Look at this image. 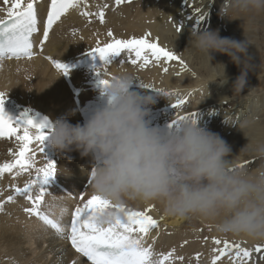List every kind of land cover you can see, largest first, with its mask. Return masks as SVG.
Returning a JSON list of instances; mask_svg holds the SVG:
<instances>
[{"label": "bare ground", "instance_id": "bare-ground-1", "mask_svg": "<svg viewBox=\"0 0 264 264\" xmlns=\"http://www.w3.org/2000/svg\"><path fill=\"white\" fill-rule=\"evenodd\" d=\"M109 1L111 0H102V5L97 6V0H87L90 6L86 4L83 10L80 6L77 7L78 11L91 14L89 16L82 14L80 18L71 12L63 15L53 26L49 42H46V51L56 55L55 58L58 60H75L82 52L97 47L98 43L102 46L110 42L111 38L105 35L107 29H110L116 38L122 39L139 38L150 33V39L158 38L161 46L181 57L188 70L182 68L179 61L165 62L163 65L151 63L146 68H141L130 64L127 53H124L121 57L114 58V63L103 71L109 75L118 70H127L135 74L137 81L134 82L133 89L152 98V104L147 106L146 118L154 127L166 129L178 114L187 115V112L202 107L200 111L195 112L198 116L203 111V115L197 119L198 124L219 134L230 145L229 159L232 160L233 166L251 162L246 165L254 168L259 159L250 153H241L240 150L248 143L246 137L264 140V61L261 59L264 26L262 29L259 28V21L263 19L264 14L241 20L230 10V0H131L116 8L114 3ZM101 10L105 13V23H101L96 15ZM201 12L206 14V18L197 25L195 19ZM90 20L92 25L88 26ZM180 25L181 29L178 32L177 27ZM200 30L218 31L221 37L236 41H243L245 36L247 37L251 44L247 51L249 57L247 63L250 66L242 91L233 90L236 79L241 75L242 65L235 64L228 55L220 52H211L210 60L206 53L189 47L191 34ZM119 60H123V64L116 63ZM209 60L213 66L217 64L225 66L226 82H223V73L213 68ZM102 64L103 61L97 56L93 66L78 69L88 70L89 75L73 73L71 77L73 89L75 86L81 88L85 96L82 94L79 96L78 89L75 90L76 93L70 91L60 73L53 70L48 62L38 58L19 65L0 64V91L5 94L7 100L9 98L16 103L28 101L23 107L24 110L45 113L54 121L59 117H66L75 125L80 123L78 114L81 111L77 110V105H82L84 111H94L106 102V97L98 96L99 93L101 95V86L98 85L100 76L96 69ZM164 67L168 68L166 73L163 71ZM21 76L31 90H28ZM179 80L184 81L185 90L177 91V88L182 86ZM141 83L171 94L162 95L152 88L142 87ZM189 91H192L191 94H186ZM193 93L198 99L195 102L191 99ZM255 93L263 94L252 96ZM26 96H30L29 100L25 99ZM76 99L78 102H75ZM179 99L186 102L182 107L175 109L172 105ZM189 99L193 102L190 103ZM46 104L49 106H45ZM245 122L247 127H244ZM32 147L36 155H42L40 161L34 159L35 167L44 166L46 160L38 151V145L34 144ZM9 150L12 152L18 150L17 141L0 138V164L13 159ZM55 155L57 174L59 179L63 176L61 184L69 191L63 192L57 189L56 185L52 186L44 198L42 211L53 213L49 216L57 218L56 220L62 224V219L71 213L73 205L83 203L79 199L81 194L85 200L93 194L88 193L91 186L82 191V188H86L83 184L87 178L85 170L90 167L91 159L81 156L80 151L74 147L63 152L61 158L57 157L56 150ZM35 174L33 169L31 175L22 173L14 178L13 174L5 173L0 176V200L5 201L7 195L14 194L12 185L23 187V184L34 178ZM124 205L130 210L137 211L151 208L149 214L158 220L159 226L144 237L145 245H151L156 254H166V251L174 249L171 258L173 261L170 260L168 264H212L215 255L212 250L217 247L213 243V237L241 243L243 247H252L250 244L253 241L243 237L238 239L246 241H237L236 236L219 234L212 226L207 230L209 236H205V232H195L190 228L182 230V227L196 223L197 217L167 216L158 202L144 203L129 199ZM25 206L27 203L23 197H17L14 202L5 203L3 211H0V264H45L50 256L54 264H68L71 261L88 264L68 246L64 236L42 224L35 216L29 217L25 214L23 211ZM184 235L186 239H182ZM222 235L227 237L223 238ZM234 238L236 241L231 240ZM158 243H165L166 246L159 248ZM38 247L44 248V254L37 250ZM177 257H183V260L176 259ZM217 264L232 262L228 257H222Z\"/></svg>", "mask_w": 264, "mask_h": 264}, {"label": "clouds", "instance_id": "clouds-1", "mask_svg": "<svg viewBox=\"0 0 264 264\" xmlns=\"http://www.w3.org/2000/svg\"><path fill=\"white\" fill-rule=\"evenodd\" d=\"M230 10L241 20L262 15L264 0H230ZM249 45L246 36L236 41L211 30L195 31L189 38V47L210 60L211 52H220L243 66L234 91H242L246 83ZM210 65L226 82L225 66ZM102 78L108 81L101 87L106 102L83 124L55 119L47 138L58 152L74 147L90 157L85 171L93 193L116 205L129 199L158 202L167 216L197 217L219 234L264 243V140L245 136L248 143L240 152L261 162L254 169L236 168L229 159L230 145L197 120H179L166 129L152 126L146 118L152 98L133 89V72L118 70ZM116 214L107 209L98 220L105 223Z\"/></svg>", "mask_w": 264, "mask_h": 264}, {"label": "snow or ice", "instance_id": "snow-or-ice-1", "mask_svg": "<svg viewBox=\"0 0 264 264\" xmlns=\"http://www.w3.org/2000/svg\"><path fill=\"white\" fill-rule=\"evenodd\" d=\"M125 2H131V0H115L117 6ZM3 3L10 6L3 10L6 18L0 19V59L22 57L31 59L34 55L32 36L38 31L37 0H26V2L25 0H3ZM79 3L80 0H50L43 39L40 41L41 50L54 24L70 9L78 7ZM82 14L91 15L87 12ZM96 15L101 23L105 22L103 10ZM205 18V13H199L195 19L197 25ZM180 29L181 25L177 27V31L179 32ZM107 35L111 38L110 42L102 46L98 43L97 47L89 52V55L98 56L103 61L102 66L96 69L100 76L98 85L101 87L108 83L102 78L106 73L103 70L114 63V58L121 57L124 53H127L130 64L141 68H146L151 63L163 65L165 62L179 61L181 67L188 70L181 57L161 46L158 38L150 39V33L139 38L128 39L116 38L111 30ZM48 59L58 71L63 74L68 73V67L65 64L51 57ZM123 62L119 60L116 63L123 64ZM163 71L166 73L168 68L164 67ZM141 86L152 88L162 95L171 94L148 84L141 83ZM5 99V94L0 92V138L15 139L18 150L15 152L9 150L13 159L0 164V176L5 173L13 174L14 178L22 173L31 175L33 169L36 174L23 187L11 186L14 194L8 195L5 201H0V211H3L5 203L14 202L17 197H23L31 205L23 209L29 217L35 216L46 226L54 229L58 235L64 236L65 229L61 224L42 211L44 198L49 194V182L57 172L55 162L44 154L45 140L48 138V132L45 129L49 128L50 124L46 118L37 122L34 117L29 116L28 110L14 120L4 111ZM185 102L184 99H179L172 107L180 108ZM187 118L195 121L197 114L195 112L183 116L178 114L169 127ZM34 144L39 146L38 151L45 157L46 163L42 167H35V151L32 147ZM248 163L251 162L237 164L234 167L244 168ZM88 184H91V179ZM79 199L83 203L76 206L72 213L66 238L75 252L86 258L88 264H168L173 257L174 249L166 254H156L151 245H145L144 237L159 226L158 220L149 214L150 207L143 211L130 210L125 205L113 204L94 193L86 200L81 194ZM107 209H114L117 214L108 222L102 223L98 220V214ZM212 239L217 246L212 250L215 253L212 264H217L222 257H228L232 264H264V243L243 247L241 243L230 242L227 239L221 240L216 237ZM198 257L199 254H197ZM176 259L183 260V257ZM73 264L77 262L73 261Z\"/></svg>", "mask_w": 264, "mask_h": 264}, {"label": "rangeland", "instance_id": "rangeland-1", "mask_svg": "<svg viewBox=\"0 0 264 264\" xmlns=\"http://www.w3.org/2000/svg\"><path fill=\"white\" fill-rule=\"evenodd\" d=\"M96 5L97 6H101L102 5V1L100 0V2L98 3V2H96ZM263 19L262 20H260L259 21V28L260 29H262V27L264 26V17H262ZM105 22H106V19H105ZM104 22V23H105ZM261 59L264 61V45L262 46V53H261ZM21 78V80L22 79H24L22 76L20 77ZM23 82L24 81H26L25 79L24 80H22ZM179 83H180V85H182V86H180V87H178L177 89V91H179V90H185V87L183 86V84H184V81L183 80H179ZM24 84H26L27 85V87H28V90H31L30 89V86H29V84H27V82H24ZM32 92V91H31ZM31 92H30V94H31ZM98 92V91H97ZM191 92L192 91H189L188 93H186V94H191ZM197 92V91H196ZM195 92V93H196ZM195 93H193L192 95H191V99L192 100H194V102L195 101H197L198 99L196 98V97H194V94ZM260 94H263V93H255V94H253L252 96H255V95H260ZM264 95V94H263ZM30 96H32V95H30ZM30 96H26L25 97V99H28L29 100V98H30ZM98 96H102V95H100V93H99V95ZM191 99H189V101H190V103L191 102H193V101H191ZM255 102V100H253V103ZM18 104H21L22 105V107H25L27 104H28V101H22V103L20 102V103H18ZM45 106H49L48 104H46ZM202 109V107L201 108H197V109H195V110H193L192 112H196V111H200ZM188 113H190V112H187L186 114H188ZM201 115H203V111L200 113V115H198L197 116V119H198V117H201ZM62 154V153H61ZM260 160H259V163L257 164V165H255V167L254 168H256L259 164H260ZM62 168H63V165H62V167H61V173H62ZM246 168H248V169H251L248 165H246ZM254 168H252V169H254ZM62 177L63 176H61V179H62ZM61 179H59V183L61 184ZM25 184V183H24ZM24 184H23V186H24ZM85 186H86V188H84V189H88V187H90V185L88 184V185H86V183L84 182L83 183ZM56 188L57 189H59L60 190V188H58L57 186H56ZM88 193L90 194H92L93 192H92V189L90 188V189H88ZM23 200H24V198H23ZM48 203V202H47ZM25 213V212H24ZM26 214V213H25ZM189 218H192V217H189ZM57 219V218H56ZM58 222H59V220H58ZM186 225H188V223H186ZM211 226V224L210 223H204V222H202L199 218H197V221H196V223H193V225L192 226H190V225H188V226H184V227H182V230H185V229H187V228H190L191 230H193V231H195V232H205V236H209L208 235V231L207 230H210V227ZM205 228V229H204ZM207 233V234H206ZM228 235V234H227ZM230 235H232V234H230ZM229 236V235H228ZM235 236V235H234ZM222 237L223 238H226L225 237V235H222ZM238 237H240V236H236V240L238 241V240H241L240 242H242V241H246L245 239H238ZM218 238H220V237H218ZM182 239H186V235H184L183 236V238ZM232 241H236L235 240V238L234 239H231ZM166 243V242H165ZM162 244V243H158L157 244V246H159V248H161L163 245H165L166 246V244ZM146 244V243H145ZM251 246H254V245H256V243L255 242H251V244H250ZM163 248V247H162ZM170 248H171V246H170ZM37 250H39L40 251V253L41 254H44V248H40V247H38L37 248ZM170 251H172V250H168V251H166V253H168V252H170ZM50 254H48V256H49ZM43 260V259H42ZM53 259H52V256H50L46 261H45V264H54V262L52 261ZM173 260H171V262H172ZM69 264H73V262L71 261V262H68Z\"/></svg>", "mask_w": 264, "mask_h": 264}]
</instances>
